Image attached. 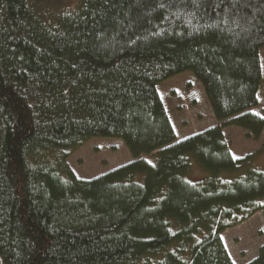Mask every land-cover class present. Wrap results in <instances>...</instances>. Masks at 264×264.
Segmentation results:
<instances>
[{"label": "trees", "instance_id": "1", "mask_svg": "<svg viewBox=\"0 0 264 264\" xmlns=\"http://www.w3.org/2000/svg\"><path fill=\"white\" fill-rule=\"evenodd\" d=\"M69 2L0 0V264H233L221 235L264 215V172L219 177L251 158L223 130L264 131V0ZM184 73L218 125L176 141L158 87ZM92 139L134 161L78 179Z\"/></svg>", "mask_w": 264, "mask_h": 264}, {"label": "rangeland", "instance_id": "2", "mask_svg": "<svg viewBox=\"0 0 264 264\" xmlns=\"http://www.w3.org/2000/svg\"><path fill=\"white\" fill-rule=\"evenodd\" d=\"M70 3L66 0V3ZM262 68V86L259 91L260 113L264 109V48L259 52ZM158 91L166 104L176 141L203 132L215 125L210 108L201 86L190 73L178 75L161 83ZM223 135L229 141L233 158L240 160L251 156L248 164L231 172H221L223 180H232L249 170L264 172V131L257 142L245 139L244 132L235 127H227ZM125 145L114 139H92L72 153L67 164L78 179L90 180L133 162ZM154 163L155 158L150 159ZM210 174L192 159L185 176L195 182ZM141 178V177H140ZM225 249L233 264H248L257 258L264 245V215L259 212L241 225L226 230L221 235ZM134 264H141L140 261Z\"/></svg>", "mask_w": 264, "mask_h": 264}, {"label": "crops", "instance_id": "3", "mask_svg": "<svg viewBox=\"0 0 264 264\" xmlns=\"http://www.w3.org/2000/svg\"><path fill=\"white\" fill-rule=\"evenodd\" d=\"M253 111H255V110H253ZM217 125H218V123H217ZM217 125H216V126H217ZM231 152H232V151H231Z\"/></svg>", "mask_w": 264, "mask_h": 264}]
</instances>
